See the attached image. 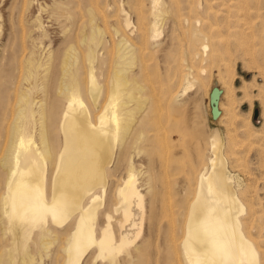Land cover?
<instances>
[{
	"label": "rangeland",
	"instance_id": "1",
	"mask_svg": "<svg viewBox=\"0 0 264 264\" xmlns=\"http://www.w3.org/2000/svg\"><path fill=\"white\" fill-rule=\"evenodd\" d=\"M159 1L156 9L159 35L152 40L147 34L141 35L138 22L140 13L150 21V0H0V196L7 177L3 158L10 149L14 123L20 128L25 120L23 132L16 130L15 135L22 134L38 147L42 146L36 110L43 108L48 127L45 133L54 157L61 104L70 94V90L60 93L58 89L64 54L73 50L76 62L70 71L76 73L78 93L94 122L100 105L111 90L116 89L113 81L115 49L124 36L133 51L136 50V64L130 74H136V82L140 85L134 89L129 106L143 104L141 108L146 111L137 109L133 115L137 121L133 127L141 133L140 138L133 139L135 145L129 144L127 156L119 153L118 159L106 169L107 187L96 223L98 227L104 222L102 210L112 216V224L120 219L113 210L118 201L116 190L130 168L143 195L142 207L133 206L135 219L140 221L141 212L145 218L141 221L137 242L125 254L122 252L114 264L125 263L130 252L142 249L148 242L155 255L152 259L160 258L156 264L172 262L171 255L169 262L164 257L169 251L155 248L162 242L156 232L173 229L178 234L181 230L196 173L207 163L208 138L213 132L222 138L228 173L242 182L240 197L247 206L243 215L244 231L260 250L261 264H264V0ZM91 10L96 12L94 16ZM126 20L131 26H126ZM198 28L202 32L199 33ZM97 29L103 34L95 32ZM92 30L98 42L96 51L87 42ZM191 33L197 35L192 37ZM203 44L208 45V53ZM90 49L92 59L89 58ZM139 64L143 65L141 69ZM28 72H32L31 75ZM90 73L101 86L96 107L88 92ZM189 84L182 93L183 86ZM213 86L222 91L218 100L222 115L217 119L210 117L208 104V93ZM171 89L174 92L170 93ZM21 94H25V99H20ZM124 99V96L119 98L118 107L123 105ZM24 100L33 110L30 117L21 112ZM126 119L128 116H121L122 122ZM150 186L156 189V199L153 192H149ZM153 205L156 215L149 217V207ZM14 223L16 220L8 223L0 209V264H22L21 259L27 254H30V264H64L61 250L66 234L56 231L58 237L50 238L49 245L41 246L39 229L22 234ZM13 235L17 236L16 240ZM141 242L142 247L138 246ZM170 242V239L165 240L167 244ZM90 260L86 264H110L112 261L98 259L100 263L97 260L89 263Z\"/></svg>",
	"mask_w": 264,
	"mask_h": 264
},
{
	"label": "bare ground",
	"instance_id": "2",
	"mask_svg": "<svg viewBox=\"0 0 264 264\" xmlns=\"http://www.w3.org/2000/svg\"><path fill=\"white\" fill-rule=\"evenodd\" d=\"M150 1L152 3L151 19L148 21L149 19L147 20L140 13L138 17L139 31L141 35L147 34L148 38L155 40L154 38L159 35V14L156 9L160 1ZM160 9L162 10L163 8ZM94 10H91L93 16L96 13ZM141 10H143L142 7ZM155 11L157 14H155ZM142 13L146 14V12ZM128 20H126V26L130 25ZM93 30L87 42L96 51L98 42H95L97 40H95L96 34ZM95 32L103 34L100 33V29ZM196 33L198 32L196 31ZM191 34L192 37L197 35ZM201 34H199L200 37L203 36ZM198 36L197 38H199ZM216 40L218 42V38ZM196 44L193 45L195 48ZM130 45L124 36L116 45L113 72V81L116 89L111 90L106 101L100 105L94 122L90 118L88 106L78 93L79 83L76 80V73L70 71L72 65L76 62L73 50L70 49L64 54L61 63L62 80L58 89L60 93L70 90V94L68 93L69 95L65 100L63 98L64 104L60 103L63 106L60 108V117L56 125L58 139L54 134L56 138L54 143L57 147L54 157H52L48 135L45 133L48 127L47 117L43 108L36 110L37 117L40 119V128H38L40 129V134H42V146L38 147L31 138H26L22 134L15 135L14 132L16 130H24L27 124L25 120L22 121L20 128L16 127L18 125L17 122L12 127L10 149L5 158H3L4 165L2 164L7 168V177L5 190L0 196L1 214L8 223L16 220L14 225L16 224L15 226L22 231V234L31 233L34 229H39L38 236L41 246L49 245L51 243L49 239H55L60 232L66 234L65 244L61 250L65 256L64 264H86L90 258L89 263H94L98 259L102 260V262L108 259L112 260L110 264H114V260H118L117 257L122 252L128 251L140 236L141 221L145 218V214L141 212L140 221H136L133 206L142 207L143 195L138 188L137 179L132 168L128 169L126 178L116 190L118 201L114 205L113 210L119 215L120 219L114 225L111 222L112 216L108 212L104 214L102 210L104 222L98 227L96 223L98 212L103 206V195L107 187L106 169L114 163L119 153L122 152L123 155L124 152V156H127L126 152H128L129 144L135 145L136 142L134 141V143L133 139H139L141 136L137 127V130L133 127L137 123L133 115L137 109H142L141 106L143 104H137L135 107L134 105L132 107L129 106L130 101L134 98V89L140 87L136 82V74H130L132 67L136 64V50L134 52ZM207 48L208 45L203 44V49L206 52ZM210 50L212 52V49ZM137 53L139 54L138 51ZM212 54L214 55V53ZM89 56L92 59L93 53L91 49ZM34 66L36 67L35 64ZM142 66V64H139L138 68L141 69ZM140 69L136 70L139 72ZM31 73L28 72L29 75ZM36 76L38 78V74ZM32 77L35 76L33 75ZM88 83V92L92 105L96 107L99 104L101 86L92 73L89 74ZM189 87L190 84L184 85L181 92L184 93ZM219 90L220 93L217 99L218 115L216 119L222 115V110L218 105L222 91L220 88ZM171 92L174 91L172 90ZM24 95L21 94L20 99H25ZM121 96H124L125 99L123 100V105L118 107L117 102ZM173 97L171 98L173 99ZM177 101L180 102L179 99ZM176 104L178 105V103ZM170 105L172 106L171 102ZM31 109L24 100L21 112L24 115L26 114L25 117L31 116L33 113ZM144 109L146 111V108L142 110ZM143 114L145 113L143 112ZM143 114L142 117L145 116ZM122 115L128 116V119L124 122L121 121ZM124 140L125 142H123ZM13 142L15 143L14 147L12 146ZM122 142L124 147L121 146ZM223 147L221 136L217 132H213L208 138L209 155L206 159L207 163L200 167L196 173L192 190L193 195L188 203L185 218L178 234L174 233L173 229L167 232L163 231V234L155 233L160 236L162 242H160V246L158 244L154 247L162 249L163 252L164 250L169 251L168 255L166 254L167 256L161 252L167 259L171 255L170 259H172V262L168 264H261L260 250L244 231L243 215L246 214L247 206L240 197L241 191L239 189L242 182L240 183L238 179L228 173L226 158L222 151ZM149 188V192H153L154 199H156L157 193H154L156 189L151 186ZM149 208L148 213L150 214L148 216L156 215L154 205ZM56 231H59L57 236ZM16 237L13 235L14 240H16ZM35 238L37 239V236ZM166 239H170L171 242L169 244L165 243ZM149 244L148 242L142 249L138 248V250L135 249V251L128 252L129 259L127 261L124 260L125 263H123H153V247L151 248ZM138 246L142 247V242ZM29 255L22 257V264L31 263ZM119 258V261H121L122 258ZM159 259L156 257L155 261L157 262ZM167 259L165 258L166 261Z\"/></svg>",
	"mask_w": 264,
	"mask_h": 264
},
{
	"label": "water",
	"instance_id": "3",
	"mask_svg": "<svg viewBox=\"0 0 264 264\" xmlns=\"http://www.w3.org/2000/svg\"><path fill=\"white\" fill-rule=\"evenodd\" d=\"M219 93H220V90L216 86L211 87L208 93L209 112H210V117L212 119L216 118L218 115L217 99H218Z\"/></svg>",
	"mask_w": 264,
	"mask_h": 264
}]
</instances>
